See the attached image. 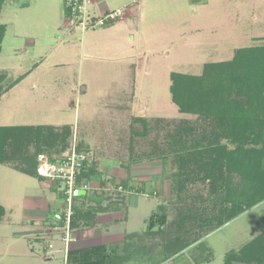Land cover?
<instances>
[{"label":"rangeland","instance_id":"rangeland-1","mask_svg":"<svg viewBox=\"0 0 264 264\" xmlns=\"http://www.w3.org/2000/svg\"><path fill=\"white\" fill-rule=\"evenodd\" d=\"M100 1L96 0L92 6L96 14L105 11L100 10ZM104 1L109 8L106 11L122 9L123 12L111 23L114 24L113 33H116L113 37L115 43L110 39V33H106L111 24L84 33L79 27L71 26L64 0L4 1L0 22L8 27L0 51V71L5 73L3 86L11 85L17 77L25 76L31 70L17 91L21 95L26 93L23 96L33 97V101H25L26 105L29 103L27 114L18 112L15 107L7 112L0 107V125L45 123L54 118L55 112V118L66 123L74 122L76 128L74 131L71 127L70 137L75 136L83 142L90 141L89 135L96 139V134L102 130L97 127L104 123L106 140L111 135H118L122 146L118 152L129 159L138 152L148 151L152 145L150 140L156 136L162 143L169 121L196 119V116L181 113L172 100L170 85L173 72L200 74L206 63L229 60L240 48L264 45V0ZM30 37H35V44L30 42ZM79 77L92 86L87 94L79 90ZM112 79L119 80L121 85H110ZM110 86H120L124 91L121 96L125 95L126 102L131 103L135 94L143 99L140 104L135 101V107L119 113L116 121L118 131L115 130L118 133H112L109 127L115 120L107 123L108 116L104 117L100 112L106 103L100 92ZM117 94L109 97L112 99ZM89 103H94L92 108L96 107L98 113L89 107ZM136 116L163 120L158 123L160 127L152 121L154 130L142 138L130 131V124ZM62 126L56 128L61 129ZM86 126L89 127L87 130ZM68 143L70 147L73 145L70 141ZM172 168L168 166L167 172L175 171L176 168ZM238 179L239 175L234 174V181ZM40 183L39 178L13 168L12 163H0V202L5 206L0 219V264H65L66 245L62 239L50 233L44 235L45 228L41 237L48 235V238L42 237L40 241L32 240L22 232L28 230L23 222L28 219L23 212L25 200L40 195L37 194L40 193ZM148 186L151 189L152 184ZM210 190L207 180L196 177L187 181L182 195L187 197V204L198 207V212L210 215L216 209V191L213 190L206 201ZM135 197L145 200L151 209L157 206L155 197ZM168 206L169 220H172L175 217L174 206L171 202ZM143 215V210L132 214L130 228L141 230ZM262 217L264 200L202 237L200 240L207 242L206 251H195L192 245L167 262L224 264L229 250L240 249L261 232L259 221ZM56 220L55 217L46 221L48 225H54ZM156 237L160 239L162 234ZM71 239L75 237L71 235ZM153 241L148 239L150 244ZM207 250L213 254L211 260H194L196 257H209ZM40 254L48 261L39 260Z\"/></svg>","mask_w":264,"mask_h":264},{"label":"trees","instance_id":"trees-1","mask_svg":"<svg viewBox=\"0 0 264 264\" xmlns=\"http://www.w3.org/2000/svg\"><path fill=\"white\" fill-rule=\"evenodd\" d=\"M4 1L0 0V13ZM6 31L7 24L0 22V51ZM4 77L0 71V96L24 76L7 87L3 86ZM170 91L179 111L196 119L169 121L163 142L154 137L148 151L131 155L130 160L163 161L175 217L169 220L170 208L161 203L150 215L145 231L128 233L121 243L70 248L66 264H162L192 245L193 250L204 252L207 242L200 240L202 237L264 200V45L240 48L229 60L206 63L200 74L173 72ZM162 120L133 117L130 131L145 138L154 128L152 121L160 127ZM71 135L70 125L61 129L47 124L0 125V163H12L16 170L44 179L37 173L38 154L46 153L51 160L61 158ZM168 166L175 171L167 172ZM97 172L91 162H86L77 175V186L89 182ZM234 174L239 175L238 181H234ZM196 177L209 183L206 201L216 191L213 214L198 212V207L187 204V197L182 195L187 181ZM114 197H108L106 207L102 202L85 210L74 205L72 228L79 219L88 218L92 223L95 213L118 208L124 195ZM4 210L0 202V219ZM259 225L261 232L240 249L229 250L224 264H264V217ZM164 226H168L166 230ZM157 234L162 237L157 239ZM148 239L154 241L150 244ZM212 257L211 253L194 260L206 262Z\"/></svg>","mask_w":264,"mask_h":264},{"label":"crops","instance_id":"crops-1","mask_svg":"<svg viewBox=\"0 0 264 264\" xmlns=\"http://www.w3.org/2000/svg\"><path fill=\"white\" fill-rule=\"evenodd\" d=\"M99 5L100 10L109 9L107 3L104 0H101ZM136 14H138V12H136ZM113 28L114 24H111L110 28L107 29L108 31H106V33H110L109 37L112 40L114 35L116 34L113 33ZM30 39V42H32L33 44L36 43L35 37H30ZM113 41L115 43V40ZM28 73L1 96L0 107H2L5 112H7L8 110L10 111V109L15 107L18 112L22 111L25 114L28 113L27 105L29 106V103L26 105L25 101H27L28 99L29 101H33V99H31L33 97L30 98L28 96H23L26 93H22L21 95L17 91V87L21 85V83H24V79L27 78L26 76L28 75ZM81 78L79 77L78 80L79 85H81L79 90L84 94H87L92 89V86L90 87L89 82L84 83ZM120 83L121 82L119 80L112 79L110 85H121ZM34 86L39 87V84L34 83ZM121 92L124 91H121L120 86H110L107 87L105 91L100 92V96L106 98V103H104L103 110H100V112H102L101 115L104 117H109V119L107 117V123H111V121L115 120L114 123H111L113 125L109 126L112 133L118 131L116 121L118 120L119 113L125 109H129L131 106L135 107L137 105V101L139 104L143 101V99L140 100L138 95L135 94V98L131 100V103L126 102L124 101L126 97H124L125 95L121 96ZM114 93H118V96H114V98L111 99L109 96ZM44 96L47 97L46 94H44ZM68 102L69 99L67 100V103ZM93 105L94 103H89L90 108H92ZM93 110L98 113V109L96 107H94ZM32 114L33 112L29 113L30 116ZM52 116H54V118H49V120H47L45 123L31 124H50L56 127L68 124L71 127L73 126L72 128L75 131L76 125L74 124V122L66 123L59 120L58 118H55V112ZM84 128L87 130L89 127L86 126ZM97 128H101L102 130L96 134V139L92 135H89L90 141L86 140L82 142L77 137L75 139V136H73V138L71 139L72 144H76V146L80 148V150L83 149L89 153L90 162L98 171L97 174L92 177L89 182H87L90 187L86 190V194L77 195L76 205L82 206L84 208L83 210H85L94 205L95 202H102V205L106 207L110 202V200L108 199L110 195L100 189V186L107 185L108 183H121L128 188L135 187L137 189L138 187L141 191L145 190L147 192H154V194L143 195L141 193H135L124 195L123 202L118 208L112 206L108 210L95 213L92 223L89 222L88 218L79 219L78 225L73 228L74 232L72 233V235L75 237V239H72L71 241V248L88 247L97 244L111 245L114 243H121L124 241L128 233L142 232L146 230L147 221L153 211L157 210L159 204L166 203L168 205L170 203V181L163 175V161L160 159H152L132 162L130 158H123V153L120 154L118 152V148L122 147L121 142L119 144L118 141L119 136L117 135L115 137V135H111L106 140V137L103 134L104 131L106 132L104 123L101 125L99 124ZM79 141L81 144L79 143ZM127 164L131 165L127 166ZM39 180H41L40 187L38 189L40 193L37 194L40 195L38 197H30L25 200V208L23 210V212L26 213H24V217L28 215V219L26 221L23 220V222L27 224L25 227H27L28 230L22 232L26 233L27 237H29L30 239L36 241H40L41 239H43L40 233L42 229H44V227L48 225L46 220H52L55 217L57 218L61 213L64 204L63 195L62 192H60L61 190L59 184L45 178ZM149 184H152L151 189L148 186ZM90 195L99 197L100 200H94L90 197ZM138 195L157 198V206L151 209V207H149V203H147L145 200H141L138 197H135ZM3 207L5 208V206ZM140 210H143L144 213L143 228L141 230H133L132 228H130V218L132 214H134L135 212H140ZM38 258L42 261H48L47 259L42 258L41 254ZM169 263L170 262H165L162 264Z\"/></svg>","mask_w":264,"mask_h":264},{"label":"built area","instance_id":"built-area-1","mask_svg":"<svg viewBox=\"0 0 264 264\" xmlns=\"http://www.w3.org/2000/svg\"><path fill=\"white\" fill-rule=\"evenodd\" d=\"M96 0H64V8L66 15L71 26L75 25L79 27L82 32H86L90 29L97 27H105L107 24L115 22L121 15L122 9L117 10H105L103 14H96L93 10V4ZM37 173L45 179L56 182L60 186V190L63 195V208L58 215L54 225H48L44 227V235L46 233L52 234L62 239L66 245V255L72 241V216L74 213V205H76L75 191L77 189L87 190L90 186L88 183L83 184L81 187L77 186V175L80 173L82 167L86 162H90V155L84 150H79L75 144H73L61 158L57 160H51L46 153H40L37 156ZM104 192L108 195H129L140 193L133 188H128L121 183H108L107 185L100 186ZM148 195V193H141ZM43 234L41 231L40 235ZM48 236V235H47ZM42 236V237H47ZM73 236V235H72ZM48 238V237H47ZM52 247V245H50ZM51 252V251H50Z\"/></svg>","mask_w":264,"mask_h":264},{"label":"water","instance_id":"water-1","mask_svg":"<svg viewBox=\"0 0 264 264\" xmlns=\"http://www.w3.org/2000/svg\"><path fill=\"white\" fill-rule=\"evenodd\" d=\"M75 194H76V195L86 194V190H84V189H77V190L75 191ZM90 197L93 198L94 200H98V201L100 200L99 197H96V196H94V195H90Z\"/></svg>","mask_w":264,"mask_h":264}]
</instances>
